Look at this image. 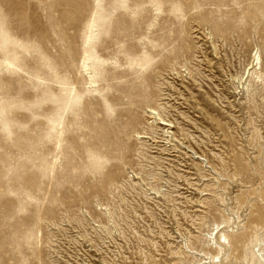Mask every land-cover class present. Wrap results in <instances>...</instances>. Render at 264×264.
Instances as JSON below:
<instances>
[{
	"label": "rangeland",
	"instance_id": "rangeland-1",
	"mask_svg": "<svg viewBox=\"0 0 264 264\" xmlns=\"http://www.w3.org/2000/svg\"><path fill=\"white\" fill-rule=\"evenodd\" d=\"M0 264H264V0H0Z\"/></svg>",
	"mask_w": 264,
	"mask_h": 264
},
{
	"label": "bare ground",
	"instance_id": "bare-ground-1",
	"mask_svg": "<svg viewBox=\"0 0 264 264\" xmlns=\"http://www.w3.org/2000/svg\"><path fill=\"white\" fill-rule=\"evenodd\" d=\"M76 7L78 8V4H77ZM76 15H77V14H76ZM78 17H80V16L75 17V22H74L73 24H71V25H72V28L77 26V23H78L77 19H78ZM79 22H80V21H79ZM93 25H94V22H93V21H88V23H87V25H86L88 32H90V31L93 29ZM88 60H89V59L87 58L86 61H88ZM124 74H126V73L121 72V73L118 74V75H124ZM118 85H119L118 88H119L120 90H122V91H126V90H127L124 86H123V87H120V84H118ZM125 86H126V85H125ZM202 155H203V154H202Z\"/></svg>",
	"mask_w": 264,
	"mask_h": 264
}]
</instances>
